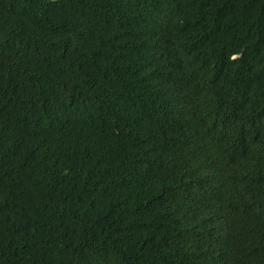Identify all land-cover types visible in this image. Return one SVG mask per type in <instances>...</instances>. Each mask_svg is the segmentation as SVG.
Here are the masks:
<instances>
[{
  "label": "trees",
  "instance_id": "obj_1",
  "mask_svg": "<svg viewBox=\"0 0 264 264\" xmlns=\"http://www.w3.org/2000/svg\"><path fill=\"white\" fill-rule=\"evenodd\" d=\"M0 264H264V0H0Z\"/></svg>",
  "mask_w": 264,
  "mask_h": 264
}]
</instances>
